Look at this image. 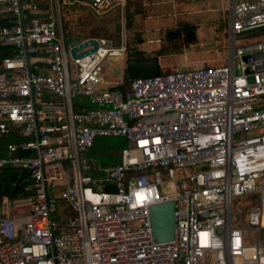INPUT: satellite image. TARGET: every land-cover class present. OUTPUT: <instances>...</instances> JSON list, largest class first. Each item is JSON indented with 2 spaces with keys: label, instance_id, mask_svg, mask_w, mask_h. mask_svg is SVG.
Here are the masks:
<instances>
[{
  "label": "built area",
  "instance_id": "2783aa9c",
  "mask_svg": "<svg viewBox=\"0 0 264 264\" xmlns=\"http://www.w3.org/2000/svg\"><path fill=\"white\" fill-rule=\"evenodd\" d=\"M216 1L222 63L119 89L102 75L107 57L126 60L125 0L82 1L121 24L116 44L92 37L77 58L58 0H0V136L26 137L0 169L28 173L14 202L29 206L0 215V264H264V0ZM76 95L95 107L75 111ZM95 136L124 137L116 163L86 156ZM169 200L172 237L157 241L148 208Z\"/></svg>",
  "mask_w": 264,
  "mask_h": 264
},
{
  "label": "rangeland",
  "instance_id": "374dc122",
  "mask_svg": "<svg viewBox=\"0 0 264 264\" xmlns=\"http://www.w3.org/2000/svg\"><path fill=\"white\" fill-rule=\"evenodd\" d=\"M130 1L134 2V0ZM131 2L130 9H133L134 4ZM58 4L60 28L65 37L70 36L77 39L104 37L110 38L114 44L118 42L121 15L116 8L109 9L104 14L95 15L82 4V1L73 0L71 3H62L58 0ZM135 8L142 14H139L140 22L136 24L139 36L132 41L135 44L133 47L136 49V47L147 46L148 51L141 50V54L157 58L161 69H181L197 64L223 62L225 35L218 1L138 0ZM172 11L176 13L174 16ZM123 19L125 22L124 15ZM186 24H189L195 33L193 40L185 39L188 41L186 42L179 39L165 42L164 31L176 27L182 29L186 27ZM131 35L132 29L124 28V39L128 44ZM146 40L151 41L146 42ZM162 43L165 47L159 49ZM123 69L124 64L121 59L107 57L103 62V79L108 83H120L123 79ZM72 102L95 107L84 96L76 95ZM125 145L126 141L123 136H95L86 156L100 165L114 164L118 161L120 148ZM64 164L67 166L66 163ZM1 171H5V176H15L14 181L25 174L24 171L12 168H4ZM27 181L28 178L23 179V182ZM241 203V200L234 201V208H239ZM60 204L62 209L66 208V204L62 201H57L55 206ZM52 217L57 218L55 212L52 213Z\"/></svg>",
  "mask_w": 264,
  "mask_h": 264
},
{
  "label": "water",
  "instance_id": "95a60500",
  "mask_svg": "<svg viewBox=\"0 0 264 264\" xmlns=\"http://www.w3.org/2000/svg\"><path fill=\"white\" fill-rule=\"evenodd\" d=\"M73 0H68L72 2ZM83 1V0H78ZM29 18H42L43 14H31L28 15ZM19 22L22 23V18H19ZM171 31H167L166 35L168 38H177L179 37V32L171 34ZM185 38L188 41H191L195 38V33L192 29H187L185 31ZM65 42L70 46L69 54L72 58L81 57L88 53L93 52L96 49L97 43L93 38H89L84 41H80L75 37H66ZM88 44L91 45L90 48L84 49L79 53H76L77 50L86 47ZM158 61L155 57L139 58V59H126L124 62V68L128 78L144 77L150 76L157 73ZM28 176V173H25L21 176L12 187L10 192L0 191V197L9 198L13 195L16 186ZM172 201H165L158 204H154L148 208L150 226L152 236L157 241L169 240L172 237L173 233V216H172Z\"/></svg>",
  "mask_w": 264,
  "mask_h": 264
},
{
  "label": "crops",
  "instance_id": "0c3cea01",
  "mask_svg": "<svg viewBox=\"0 0 264 264\" xmlns=\"http://www.w3.org/2000/svg\"><path fill=\"white\" fill-rule=\"evenodd\" d=\"M62 3H71V2L64 0V2ZM85 108H87V106H85L84 104L73 103V109L75 111H79ZM25 140H26V137L15 134V133H9V134L0 136V156L7 155L6 146L8 144H16V143H19ZM4 172H2L0 169V191L4 190L6 187L12 186V183L15 180V176H12V175L5 176ZM16 199H19V196H16L14 198L0 197V215H6L13 219L26 218L28 216L29 206L25 203L21 205H15V202L17 201L14 202V200ZM69 212L70 211L68 209L64 208L61 210V215L66 216L69 214Z\"/></svg>",
  "mask_w": 264,
  "mask_h": 264
},
{
  "label": "trees",
  "instance_id": "16d2710c",
  "mask_svg": "<svg viewBox=\"0 0 264 264\" xmlns=\"http://www.w3.org/2000/svg\"><path fill=\"white\" fill-rule=\"evenodd\" d=\"M130 0H127V3H125L124 9H123V15L125 17V22H124V28H131L132 29V35L130 37L129 40V44L126 42L125 40V45H126V59H139L142 57L141 54V50L136 47V49H134L135 47H133L135 44L132 42L134 39H136L139 35H138V29L136 27V24H138L140 22L139 20V14H142L138 9L136 10V3L138 4V0H134V2L132 4L133 5V9H130ZM186 27H183L182 29H191L190 25L186 24ZM261 28H259L258 30H260ZM255 32V31H252ZM135 34V35H134ZM135 37V38H133ZM164 40L165 42L167 41H173L171 39L166 38V36L164 35ZM183 41H186L185 39H182ZM188 42V41H186ZM165 45L164 43H162V45L159 47V49L164 48ZM174 69H161L159 66H157V73H163V72H170ZM122 81L120 83H117L116 85L113 86V88H119V89H124L127 87V82H128V77L126 75V71L125 68L123 69V77H122ZM22 195L20 186L18 191H16L10 198H14L16 196H20Z\"/></svg>",
  "mask_w": 264,
  "mask_h": 264
},
{
  "label": "flooded vegetation",
  "instance_id": "af4514ba",
  "mask_svg": "<svg viewBox=\"0 0 264 264\" xmlns=\"http://www.w3.org/2000/svg\"><path fill=\"white\" fill-rule=\"evenodd\" d=\"M186 30H187V29H181V28L176 27V28H173V29H169V30L164 31V35L166 36V38H168L167 35H166L167 31H171V32H172L171 34H175L176 32H179V37H177V38H168V39H171V40L186 39V38H185V31H186ZM147 57H152V56H151V55H142L141 58H147ZM15 182H16V181H14V182L12 183V186H10V187H6V188H5L4 190H2V191H4V192H10V191L12 190L13 184H14ZM19 186H20V183L16 186V189H15L14 193H15L16 191H18ZM14 193H13V194H14Z\"/></svg>",
  "mask_w": 264,
  "mask_h": 264
}]
</instances>
